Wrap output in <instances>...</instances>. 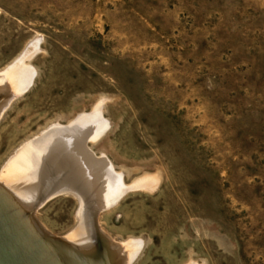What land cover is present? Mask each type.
<instances>
[{
  "label": "rangeland",
  "instance_id": "obj_1",
  "mask_svg": "<svg viewBox=\"0 0 264 264\" xmlns=\"http://www.w3.org/2000/svg\"><path fill=\"white\" fill-rule=\"evenodd\" d=\"M22 56L34 79L0 113V175L99 109L87 147L124 185L150 180L96 217L140 242L129 264H264V0H0V73ZM79 211L60 194L36 220L63 239Z\"/></svg>",
  "mask_w": 264,
  "mask_h": 264
},
{
  "label": "bare ground",
  "instance_id": "obj_2",
  "mask_svg": "<svg viewBox=\"0 0 264 264\" xmlns=\"http://www.w3.org/2000/svg\"><path fill=\"white\" fill-rule=\"evenodd\" d=\"M23 56L0 73V113L33 84L34 73ZM59 125L25 141L2 170L0 264H103L97 260L99 248L109 251L110 264H129L140 251V242L111 243L96 219L131 190L150 188V180L142 177L131 186L124 185L123 174L115 172L104 155L96 157L87 147L108 128L99 109ZM60 194L71 195L80 206L78 226L63 239L36 220V211ZM120 253L129 258L121 259Z\"/></svg>",
  "mask_w": 264,
  "mask_h": 264
}]
</instances>
